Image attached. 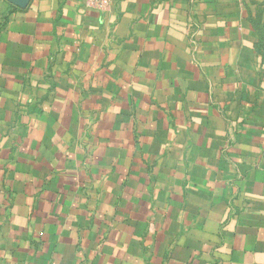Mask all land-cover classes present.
Returning <instances> with one entry per match:
<instances>
[{
	"label": "crops",
	"instance_id": "obj_1",
	"mask_svg": "<svg viewBox=\"0 0 264 264\" xmlns=\"http://www.w3.org/2000/svg\"><path fill=\"white\" fill-rule=\"evenodd\" d=\"M0 0V264H264V0Z\"/></svg>",
	"mask_w": 264,
	"mask_h": 264
},
{
	"label": "built area",
	"instance_id": "obj_2",
	"mask_svg": "<svg viewBox=\"0 0 264 264\" xmlns=\"http://www.w3.org/2000/svg\"><path fill=\"white\" fill-rule=\"evenodd\" d=\"M109 4V0H90L89 5L99 9H105Z\"/></svg>",
	"mask_w": 264,
	"mask_h": 264
}]
</instances>
